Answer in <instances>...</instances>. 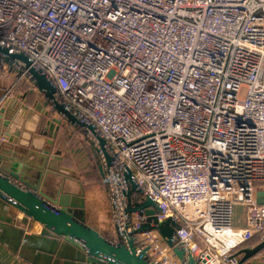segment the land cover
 Instances as JSON below:
<instances>
[{"label":"built area","instance_id":"1","mask_svg":"<svg viewBox=\"0 0 264 264\" xmlns=\"http://www.w3.org/2000/svg\"><path fill=\"white\" fill-rule=\"evenodd\" d=\"M0 43L94 123L197 264H239L264 241V0H0ZM0 71L11 90L27 81Z\"/></svg>","mask_w":264,"mask_h":264},{"label":"water","instance_id":"2","mask_svg":"<svg viewBox=\"0 0 264 264\" xmlns=\"http://www.w3.org/2000/svg\"><path fill=\"white\" fill-rule=\"evenodd\" d=\"M3 65L25 76L33 88L30 93H37L46 104L43 113L47 120L43 128L39 124L40 129H36L35 124L41 116L37 119L33 113H23L22 105H18V100L23 98L18 95L0 107V199L78 248L96 264H159L149 255V248H144L140 242L139 235L149 231L175 247V257L183 264H197L190 248L179 244V225L171 219L164 223L158 221V203L149 197L139 196L132 172L120 165L94 123L62 98L54 83L37 68L29 55L13 45L0 43V66ZM29 121L33 123L29 124ZM52 123L56 128L50 136ZM63 124L71 126L81 140L90 143L100 161L110 196L115 239L101 233L95 223L87 221L86 191L78 181L79 175L61 166L62 151L54 150V139ZM49 173L77 180L82 193H72L65 181L63 187L54 188L55 182L47 176ZM256 196L257 202L264 204V191H258ZM134 214L146 217V222L138 229L132 224ZM263 250L264 241L239 251V264H244Z\"/></svg>","mask_w":264,"mask_h":264},{"label":"crops","instance_id":"3","mask_svg":"<svg viewBox=\"0 0 264 264\" xmlns=\"http://www.w3.org/2000/svg\"><path fill=\"white\" fill-rule=\"evenodd\" d=\"M14 81L5 77L0 71V107L4 106L8 101L14 99L16 95L20 96L18 105H22L21 110L23 113L30 115L33 113L38 119V123L35 124L36 129L44 127L46 123V117H44V111L46 104L37 93H30L33 88L28 81H23L18 84V89L14 88ZM16 89V90H15ZM13 92L12 95L10 93ZM41 103V104H37ZM38 106V110L36 107ZM26 107V108H25ZM49 109V108H47ZM33 117V119H35ZM21 121H23L21 119ZM33 123L29 121V124ZM34 128V132H35ZM56 125L51 124L49 129L50 136L54 134ZM67 130L68 132H75L77 138L81 141L79 133L68 124H63L57 132L54 139V150L59 149L62 151L61 166L76 171L75 165L70 159V151L67 150L61 144L60 131ZM38 162V161H37ZM79 175V172H77ZM49 176L55 183L53 187H63L64 181L71 187L72 193L78 195L82 193L81 185H83L86 191L87 202V216L86 219L89 223H95L101 233L115 239V236H110L113 233V220L111 213L110 196L107 201L105 193L108 189L93 191L79 175V182L77 180L66 179L65 175L52 174ZM109 194V192H108ZM110 204V213L108 214L105 207H100L103 204ZM100 204V205H99ZM115 234V233H114ZM0 264H96L90 261L86 254L80 251L78 248L69 244L60 237L54 235L49 230L45 229L36 221H33L29 217L22 213H19L15 208L7 202L0 199ZM244 264H264V250L257 254L252 259L246 261Z\"/></svg>","mask_w":264,"mask_h":264},{"label":"rangeland","instance_id":"4","mask_svg":"<svg viewBox=\"0 0 264 264\" xmlns=\"http://www.w3.org/2000/svg\"><path fill=\"white\" fill-rule=\"evenodd\" d=\"M18 89V87H16ZM15 89V90H16ZM55 117V116H51ZM77 134L75 132H68L67 130L60 131L61 144L70 153V159L77 172H79L80 177L83 179L85 184L88 185L93 191L95 190H107V183L105 179L102 177V172L100 170V161L92 149L90 143L84 140H79L77 138ZM107 201L109 199L108 192L105 193ZM100 205V204H99ZM104 206L100 205V207H105L107 213H110V204L105 203ZM109 205V206H108ZM110 236L114 237V230Z\"/></svg>","mask_w":264,"mask_h":264}]
</instances>
